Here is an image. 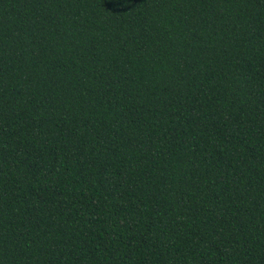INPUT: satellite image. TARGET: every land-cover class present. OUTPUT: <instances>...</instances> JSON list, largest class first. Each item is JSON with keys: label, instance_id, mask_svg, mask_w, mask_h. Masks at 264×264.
Here are the masks:
<instances>
[{"label": "trees", "instance_id": "16d2710c", "mask_svg": "<svg viewBox=\"0 0 264 264\" xmlns=\"http://www.w3.org/2000/svg\"><path fill=\"white\" fill-rule=\"evenodd\" d=\"M0 264H264V0H0Z\"/></svg>", "mask_w": 264, "mask_h": 264}]
</instances>
